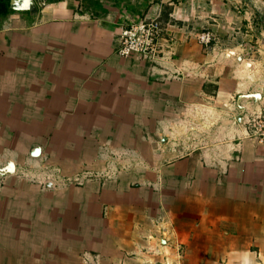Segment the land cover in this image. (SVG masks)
Here are the masks:
<instances>
[{"label":"crops","instance_id":"crops-1","mask_svg":"<svg viewBox=\"0 0 264 264\" xmlns=\"http://www.w3.org/2000/svg\"><path fill=\"white\" fill-rule=\"evenodd\" d=\"M144 17L158 56H120L119 24ZM0 115L70 117L81 146L155 164L103 187L107 219L82 189H7L0 264H264V143L245 130L264 115V0H0Z\"/></svg>","mask_w":264,"mask_h":264},{"label":"rangeland","instance_id":"rangeland-1","mask_svg":"<svg viewBox=\"0 0 264 264\" xmlns=\"http://www.w3.org/2000/svg\"><path fill=\"white\" fill-rule=\"evenodd\" d=\"M36 107V110L32 106L26 111H44L42 106L37 104ZM67 118L70 117L0 115V199L7 189L16 188L19 183L35 186L38 193L50 192L53 197L66 189H82L87 205L85 210H91L92 204L100 205L101 218L107 219L109 201L102 199L103 187L124 183L139 189L148 181L131 180L127 176L138 175L144 169L154 171L155 164L145 162L144 148H114L103 137L97 141L100 144L97 147L81 146L70 137L73 134L62 131L66 128ZM245 122L246 130L249 122ZM179 128L181 131H176L175 137L184 141V146L177 148L175 154L182 155L189 150L191 143L187 144L186 123H180ZM198 138L202 139L201 136ZM9 211L7 206L1 204L0 220L11 216Z\"/></svg>","mask_w":264,"mask_h":264},{"label":"built area","instance_id":"built-area-1","mask_svg":"<svg viewBox=\"0 0 264 264\" xmlns=\"http://www.w3.org/2000/svg\"><path fill=\"white\" fill-rule=\"evenodd\" d=\"M162 26L156 18L144 17L139 21L119 24L116 51L120 56L136 55L142 60L157 57ZM197 39L204 46L213 40L209 30L199 31ZM246 132L255 140L264 143V115L248 121Z\"/></svg>","mask_w":264,"mask_h":264}]
</instances>
